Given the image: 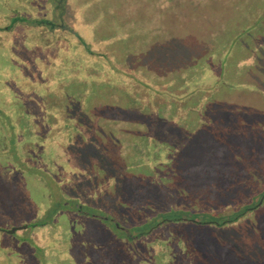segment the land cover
<instances>
[{"label": "rangeland", "instance_id": "374dc122", "mask_svg": "<svg viewBox=\"0 0 264 264\" xmlns=\"http://www.w3.org/2000/svg\"><path fill=\"white\" fill-rule=\"evenodd\" d=\"M0 264H264V0H0Z\"/></svg>", "mask_w": 264, "mask_h": 264}, {"label": "trees", "instance_id": "16d2710c", "mask_svg": "<svg viewBox=\"0 0 264 264\" xmlns=\"http://www.w3.org/2000/svg\"><path fill=\"white\" fill-rule=\"evenodd\" d=\"M180 220V219H179ZM179 220H175V221H173V223L174 222H178ZM172 221H162V222H159L158 223V225L160 226V225H162V224H164V225H168L169 223H171ZM115 229L118 231V232H122V231H124L123 229L124 228H122L120 225H118L117 227H115ZM151 231L149 230V231H147V232H140V233H137V236L135 237V238H140V237H143L144 235H147V234H149ZM133 239H134V237H133Z\"/></svg>", "mask_w": 264, "mask_h": 264}]
</instances>
